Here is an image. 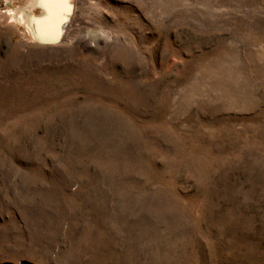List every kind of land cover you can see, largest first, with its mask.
<instances>
[{"label":"rangeland","instance_id":"obj_1","mask_svg":"<svg viewBox=\"0 0 264 264\" xmlns=\"http://www.w3.org/2000/svg\"><path fill=\"white\" fill-rule=\"evenodd\" d=\"M23 1L0 0V264H264V0H70L56 44Z\"/></svg>","mask_w":264,"mask_h":264},{"label":"bare ground","instance_id":"obj_2","mask_svg":"<svg viewBox=\"0 0 264 264\" xmlns=\"http://www.w3.org/2000/svg\"><path fill=\"white\" fill-rule=\"evenodd\" d=\"M66 1L67 0H24L22 3L9 8V12L13 15L15 21L19 22L27 29L29 36H31L35 42L40 44H52L50 41L58 37L60 33L61 39L62 37H66V31H68L69 27H72L71 20H69L71 11H69L67 15L65 14L67 16V21L63 26V22H61L67 10ZM36 7L40 9L37 14L34 12Z\"/></svg>","mask_w":264,"mask_h":264},{"label":"water","instance_id":"obj_3","mask_svg":"<svg viewBox=\"0 0 264 264\" xmlns=\"http://www.w3.org/2000/svg\"><path fill=\"white\" fill-rule=\"evenodd\" d=\"M66 9L68 10H66L65 11V13H64V15H63V17H62V21L61 22H63L62 23V26H63V24L67 21V13H69V11H71V9H72V3L70 2V0H67L66 1ZM66 14V15H65ZM60 39H61V33L59 34V36L58 37H56V38H54L53 40H51L50 41V43H52V44H55V43H58L59 41H60Z\"/></svg>","mask_w":264,"mask_h":264}]
</instances>
